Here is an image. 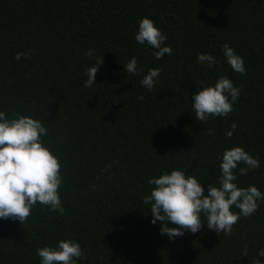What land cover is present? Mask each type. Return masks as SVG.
I'll return each mask as SVG.
<instances>
[{"label":"trees","instance_id":"trees-1","mask_svg":"<svg viewBox=\"0 0 264 264\" xmlns=\"http://www.w3.org/2000/svg\"><path fill=\"white\" fill-rule=\"evenodd\" d=\"M144 17L166 34L171 55L157 60V49L137 43ZM224 43L243 57L244 74L227 63ZM89 49L103 64L86 88L85 70L95 63ZM28 51L29 58H14ZM200 53L217 63H199ZM132 57L139 75L125 69ZM151 68L162 71L149 91L140 81ZM222 75L240 88L234 111L197 121L193 94ZM0 111L47 127L44 143L62 164L65 209L37 204L23 225L0 218V264H40L37 249L62 239L84 250L77 264L264 261V203L230 236L205 223L173 239L160 234L162 223H151V205L143 203L154 187L148 180L173 169L195 176L207 194V184L218 186L223 152L234 146L260 160L237 175L238 186L264 193V0H0Z\"/></svg>","mask_w":264,"mask_h":264},{"label":"clouds","instance_id":"clouds-1","mask_svg":"<svg viewBox=\"0 0 264 264\" xmlns=\"http://www.w3.org/2000/svg\"><path fill=\"white\" fill-rule=\"evenodd\" d=\"M138 44H147L153 49L157 60L165 54L171 55L172 48L165 45L166 34L154 21L144 17L139 21L135 34ZM227 63L233 71L244 74L245 62L228 43L222 46ZM85 55L95 56L89 49ZM31 52H17L14 57L27 59ZM197 61L212 68L216 59L209 53H200ZM103 64V55L95 56V63L85 70L87 80L84 87H91L97 72ZM128 74L139 75L143 69L137 67L132 57L126 64ZM162 69L151 68L140 81L151 91L157 83ZM240 95V88L227 76H220L214 86L206 85L193 94L192 108L197 121L206 123L210 117H227L234 111V104ZM140 99H143L141 96ZM237 128L232 123L226 136L231 138ZM209 134L214 130L209 129ZM48 129L45 124L30 115L0 111V218L18 220L21 225L28 221L37 204L58 211L63 215L60 189L64 184L62 164L57 155L44 143ZM243 165V167H238ZM111 168V163L107 166ZM218 186L207 184V194L202 183L195 176H186L185 170L173 169L148 180L154 187L150 195L143 197L145 205H151L152 224L162 223L161 235L170 239L183 236L185 232L196 233L206 223L209 230L219 235L230 236L234 226L244 217H250L264 203V193L255 185L240 187L237 175H247L250 170L260 167L259 157H254L242 146L226 149L221 158ZM233 208L239 211H233ZM206 221V222H205ZM170 224L176 227L169 226ZM40 264H77L86 258L81 245L72 239H62L58 246H44L37 249ZM248 255L247 247L242 256ZM264 257V249L258 252ZM254 264H264L256 259Z\"/></svg>","mask_w":264,"mask_h":264}]
</instances>
